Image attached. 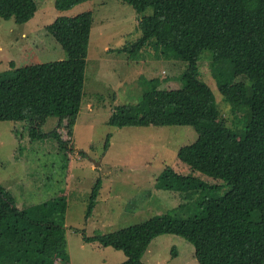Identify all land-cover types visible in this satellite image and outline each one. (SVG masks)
Listing matches in <instances>:
<instances>
[{
	"label": "trees",
	"instance_id": "1",
	"mask_svg": "<svg viewBox=\"0 0 264 264\" xmlns=\"http://www.w3.org/2000/svg\"><path fill=\"white\" fill-rule=\"evenodd\" d=\"M87 1L56 0L55 9L66 12ZM121 1L137 13L142 31L122 52H140L151 44L187 68L179 89L160 90V80H152L140 104L116 109L108 125L193 127L198 140L181 147L178 160L224 185L211 186L167 168L157 188L185 194L186 199L201 192L187 204L195 203L200 214L187 219L157 215L112 233L84 234V242L123 252L125 264H144L157 237L169 234L193 245L199 264H264V0ZM148 10L153 11L150 17L145 16ZM38 11L36 0H0V18L6 21L24 25ZM92 25V12L59 16L47 29L67 53L65 61L23 69L13 65L12 72L0 74V123L26 124L31 140H54L69 158L75 153L73 135L83 103ZM208 50L216 66L234 65L232 79L218 82L231 111L243 113L241 129L228 126L213 89L202 78L200 62ZM50 119L58 121L57 127L46 134ZM101 186L98 180L92 190L87 220ZM67 198L65 188L49 201L22 209L0 182V264H70Z\"/></svg>",
	"mask_w": 264,
	"mask_h": 264
},
{
	"label": "rangeland",
	"instance_id": "2",
	"mask_svg": "<svg viewBox=\"0 0 264 264\" xmlns=\"http://www.w3.org/2000/svg\"><path fill=\"white\" fill-rule=\"evenodd\" d=\"M36 1L39 11L27 24L0 18V74L12 72L13 65L23 69L65 61L67 53L49 35L48 26L59 16L92 12L83 103L73 135L75 153L69 158L54 140H31L24 123H0V182L22 209L49 201L67 188L65 227L70 264H125L123 252L87 244L84 234L104 235L168 213L186 219L200 214L195 203L187 204L197 201L201 192L186 199L185 194L157 188L167 168L211 186L224 185L193 172L178 160L180 148L198 140L193 127L108 125L116 109L140 104L152 80H160V90L179 89V78L187 64L151 44L140 52H122L142 37V31L137 13L121 0H89L66 12L55 9L56 0ZM152 14L148 10L145 16ZM200 71L213 89L228 126L243 128V113L231 111L232 105L226 102L218 82L232 79L234 65L216 66L215 55L208 50L202 55ZM57 122L50 119L44 133L55 130ZM59 132L68 139L66 131ZM98 180L102 186L93 215L87 220L90 196ZM143 263L199 264L195 247L169 234L157 237Z\"/></svg>",
	"mask_w": 264,
	"mask_h": 264
}]
</instances>
